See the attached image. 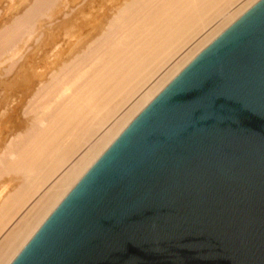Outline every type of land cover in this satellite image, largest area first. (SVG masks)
Listing matches in <instances>:
<instances>
[{"label":"water","instance_id":"95a60500","mask_svg":"<svg viewBox=\"0 0 264 264\" xmlns=\"http://www.w3.org/2000/svg\"><path fill=\"white\" fill-rule=\"evenodd\" d=\"M9 264H264V0L160 90Z\"/></svg>","mask_w":264,"mask_h":264},{"label":"bare ground","instance_id":"6f19581e","mask_svg":"<svg viewBox=\"0 0 264 264\" xmlns=\"http://www.w3.org/2000/svg\"><path fill=\"white\" fill-rule=\"evenodd\" d=\"M235 1L0 3V264L12 261L160 90L257 0ZM102 7L110 8L106 16ZM83 142L89 145L66 166Z\"/></svg>","mask_w":264,"mask_h":264},{"label":"rangeland","instance_id":"374dc122","mask_svg":"<svg viewBox=\"0 0 264 264\" xmlns=\"http://www.w3.org/2000/svg\"><path fill=\"white\" fill-rule=\"evenodd\" d=\"M13 1H14V0H11V1H8V0H7V2H6V0H0V3L5 2L6 4L3 3V5H4V6L7 5L6 7H8V9H10V7L13 6V3H16V1H18V0L14 1V2H13ZM239 1L242 2V0H236V1H235V4L240 3ZM243 1H245V0H243ZM8 2H9V5H10V2H11L10 7H9V5L7 4ZM113 5L115 6V4H113ZM113 5H112L113 9H115ZM62 6H63V5H62ZM110 6H111V5H110ZM0 7L2 8V10H4V9L6 8V7L4 8V7L2 6V4H0ZM56 7H57V8H54V13L58 14L57 10L60 11L61 6H60V5H57ZM1 8H0V9H1ZM102 8H103L104 10L101 9V10H103V11H100V12H102V13H100L99 16H103V15L106 16V15H105V14H106L105 11H106V9H107V11H110V10H109L110 8H109V7H107V8H106V7H102ZM108 8H109V9H108ZM5 11H6V10H5ZM104 12H105V14H104ZM107 13H108V12H107ZM110 14H111V13H109L108 15H110ZM219 17H220V16H219ZM219 17H217V18H219ZM99 23H100V20H98V21L96 20L94 23H92V24H90V25H91V26H92V25H93V26H95V25H100ZM212 23H213V22H212ZM209 26H210V25H209ZM209 26L205 27V29H203V30L206 31V29L209 28ZM95 30H97V29H95ZM203 30H201V32H200V30H199V32H198V31H195V33H194V35H193V38H192L191 42H193V41H197V40L200 38L199 36H201V35L203 34V32H205V31H203ZM196 33H197V34H196ZM195 34H196V35H195ZM199 34H201V35H199ZM196 38H197V39H196ZM20 51H21V53L23 52V53H25V55H26V51L24 52V50H23V49H20V48H19V50H16L17 54L20 53ZM21 53H20V55H21ZM23 53H22V54H23ZM40 53H41V55H42V52H40ZM20 55H19V56H20ZM23 55H24V54H23ZM23 55H22V56H23ZM25 55H24V56H25ZM15 56H16V55H15ZM11 57H12V56H10L9 58H10V59H15L14 56H13L12 58H11ZM5 58H7V56H6ZM9 58H7L5 61H8ZM17 58H19L18 55L16 56V59H17ZM23 58H26V57H23ZM40 58H41V57H40ZM165 64L168 65V63H165ZM164 68H165V65H163L162 68H161L160 70H158L155 74H158V73L160 74ZM159 71H160V72H159ZM148 82H149V81H148ZM143 88H144V87H143ZM143 88H142V89H143ZM99 131H100V130H99ZM97 132H98V131H97ZM97 132L94 133V135L92 136L93 138L91 137L90 141L87 140V141H85V142H89V143H90V142L92 141V139H94L95 136L97 135ZM85 142H83L82 145L80 144L81 147L83 146L82 148H81L80 145H79L80 148L78 147V150L76 149V151H78V152L74 151V152H75L74 155H73V153H72V155H71L72 157H71V156H70L71 158L69 157L70 160H67L68 162L66 163V164H67L66 166H68V165H70L71 163H73L72 160L74 161V159L78 158V157L81 155V153L84 152L83 149H85L86 146L89 145V143H85ZM79 149H80V150H79ZM81 149H82V151H81ZM77 153H78V154H77ZM73 157H74V158H73ZM69 161H70V162H69ZM69 163H70V164H69ZM45 188H46V187L44 186L43 189L41 188L40 191L38 190V191L36 192V195H39V193L43 192V190H44Z\"/></svg>","mask_w":264,"mask_h":264}]
</instances>
